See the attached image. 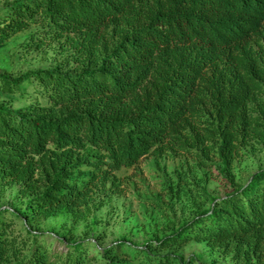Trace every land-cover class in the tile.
<instances>
[{
    "label": "trees",
    "instance_id": "trees-1",
    "mask_svg": "<svg viewBox=\"0 0 264 264\" xmlns=\"http://www.w3.org/2000/svg\"><path fill=\"white\" fill-rule=\"evenodd\" d=\"M38 22L46 37L26 46L58 41L74 66L0 75V94L27 103H0V187L26 198L13 217L73 213L149 154L207 165L214 153L229 175L240 147L264 143V0H13L0 11V45ZM2 216L0 264L93 261L91 242L66 234V252L48 251L27 223L18 238ZM191 241L264 264V169L168 236L130 245L131 258L119 257L124 242L98 253L105 264H193L159 254Z\"/></svg>",
    "mask_w": 264,
    "mask_h": 264
},
{
    "label": "rangeland",
    "instance_id": "rangeland-1",
    "mask_svg": "<svg viewBox=\"0 0 264 264\" xmlns=\"http://www.w3.org/2000/svg\"><path fill=\"white\" fill-rule=\"evenodd\" d=\"M12 1L0 0V11ZM36 34L46 37L40 22L0 45V75L17 77L37 69L60 66L68 70L74 66L67 59V48L58 41L46 38L41 47L26 46L29 36ZM28 89L30 91L31 87ZM0 103L12 109L27 105L16 95L0 94ZM206 164L201 165L194 155L171 150L161 157L149 154L133 167L115 172L114 183L96 188L86 205L73 213L48 219L13 217L8 211L13 208L23 210L26 198L20 195L18 185H5L0 187V212L4 220L11 222L10 230L15 236L25 237L23 222L27 223L38 233L37 241L48 251L66 252L57 237L70 234L75 240L94 244L87 245V254L93 258L91 264L110 262L109 255L98 251L112 248L116 242H124L119 257L129 259L134 254L129 249L131 246L143 248L168 236L207 209L214 199L222 198L264 169V143L250 141L240 147L229 175L221 173L214 153L210 154ZM166 253L179 255L184 261L192 259L193 264H246L233 253L210 249L204 242L191 241L159 251V254ZM132 263L137 264V261L132 260Z\"/></svg>",
    "mask_w": 264,
    "mask_h": 264
}]
</instances>
